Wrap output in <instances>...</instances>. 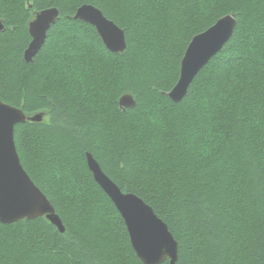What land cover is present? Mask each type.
I'll return each mask as SVG.
<instances>
[{
	"label": "trees",
	"instance_id": "1",
	"mask_svg": "<svg viewBox=\"0 0 264 264\" xmlns=\"http://www.w3.org/2000/svg\"><path fill=\"white\" fill-rule=\"evenodd\" d=\"M84 4L109 18L118 10L109 0H0L5 27L0 84L10 90L5 103L28 117L44 114L41 123L15 128L21 163L43 186L66 228L62 233L46 217L0 222V264H144L86 157L92 154L127 191L121 181L131 179L126 170L132 136L141 155L152 153L181 177L183 195L174 190L166 206H153L164 219L173 206L183 212L178 222L168 223L179 243L178 264H264V0H234L222 7L215 0L202 6L197 0L196 7L193 0H171L162 13L157 10L168 22L147 25V33L138 36L141 43H130L126 34L128 45L120 53L107 49L95 27L74 20ZM53 7L60 17L34 62L27 63L30 23ZM227 15L238 20L233 38L198 74L185 98L173 102L166 93L179 76L160 72L168 61V34L181 36L179 55L173 53L179 72L191 40ZM128 94L136 106L120 107ZM53 148L76 167L80 190L93 194L89 228L96 230L81 227L49 183L43 159ZM204 172L209 175L201 179ZM137 195L151 204L143 191Z\"/></svg>",
	"mask_w": 264,
	"mask_h": 264
},
{
	"label": "snow or ice",
	"instance_id": "2",
	"mask_svg": "<svg viewBox=\"0 0 264 264\" xmlns=\"http://www.w3.org/2000/svg\"><path fill=\"white\" fill-rule=\"evenodd\" d=\"M168 2H171V0H109L110 6L113 9H116L118 6L114 18L105 17L104 14L99 12V17L94 16L87 22L99 30V33L104 37L105 43L106 41L114 42L118 38L117 34L113 32L112 27H110L111 25L115 29L120 30L117 26V21L123 25L124 31L120 30L123 33V39H125V35L127 34L130 43H141V39H138V36L141 33H147V25L156 22H168L163 15H157V10H160L162 13L164 4ZM229 2H234V0H215V6L222 7ZM203 3L204 0H199L201 6ZM193 6H197V0H193ZM221 20L210 31L191 40L190 46L182 58V66L179 72L177 71L176 64L173 63L175 59L173 53L175 52L176 55H179L178 43L181 36L176 34L175 38H173L172 33L168 34L165 40L168 61L160 72L171 79L179 76L175 88L183 78L185 61L188 62L190 69L193 68L199 63L202 53L209 42H216L222 38L223 28L220 26ZM52 22H47V26L38 24V30L46 32ZM183 33L190 36L191 29L184 27ZM190 50L191 55H189ZM261 83L264 84V77H262ZM5 97L10 98V90L3 84H0V106H2L0 107V152L7 151V133L11 129L12 152L15 155L20 170L26 175L28 181L22 185L18 196L29 211L37 213V217H41L45 213H50L47 209L49 207L52 209V207L45 196L43 186L37 187L34 185L21 166L20 153L22 149L14 129V125L17 123L13 122L16 110L14 107L6 105ZM135 144V137H130L128 150L131 151L132 155L128 160L126 171L131 179L121 181V184L127 191L122 192L119 187L115 186L116 191L110 196L115 203L116 209H118L126 221V231L130 234L131 244L133 245L132 236L134 233L136 245L141 250L147 251L154 246L166 245L170 236L168 223L178 222V219L183 215L182 211H178L173 206L168 212L167 219H164L153 211V206L156 208H160L162 205L166 206L167 199L171 198L174 190L179 195H183L184 186L180 183L181 177L176 176L171 166L165 168L163 162L155 159L152 153L141 155L136 150ZM84 147H87V145ZM150 157H153V159H150ZM31 159H34V157L30 156L29 160ZM43 163L46 172L50 174L49 183L54 186L58 200L73 210L74 215L77 217V223L81 227L87 228L90 231L96 230L95 227L89 228V215L94 204V196L92 193H85L80 190V180L76 167L69 164L65 158L56 152L55 148L50 151L46 159H43ZM208 175V172H204L201 179H206ZM141 191L151 200L150 205L146 204L143 198H137V193ZM179 195L175 198L177 201H179ZM4 210L5 206L0 201V211ZM123 239L125 237L121 234V240ZM135 251L137 252L136 248Z\"/></svg>",
	"mask_w": 264,
	"mask_h": 264
},
{
	"label": "water",
	"instance_id": "3",
	"mask_svg": "<svg viewBox=\"0 0 264 264\" xmlns=\"http://www.w3.org/2000/svg\"><path fill=\"white\" fill-rule=\"evenodd\" d=\"M99 12L104 14L102 10H100L96 6L91 5V4H84L77 9L76 14L73 18L74 20H79V21L88 23L87 21L91 20L92 17L94 16L99 17L100 16ZM59 17H60V11L57 8L55 7L48 8L38 13L35 19L30 23L29 32H30L32 40L24 53V58L27 63L34 62L35 57L42 50L47 40L49 30L51 29L53 25L56 24ZM221 19L219 20H221L220 26L223 28L222 38L216 42H209L208 46L202 53L199 63L195 65L193 68L190 69L188 62L185 61L184 74H183V78L181 79L179 85L176 88L174 87L170 92L166 93V95L173 102L179 103L185 98L191 84L193 83L195 78L198 76V74L209 64V62L218 53L222 51L225 45L232 39L235 33V30H236V27L238 25L237 19L232 15H227ZM219 20L217 21V23L219 22ZM50 21H53V22L48 26V29L46 32L38 30V24L47 26V22H50ZM214 26L215 25H213L212 27ZM110 27H112L113 32H115L118 37L114 42L106 41L105 43L104 37L99 33L98 29L96 30L109 51L113 53L124 52L127 48V40H126V35H125V39H123V33L120 32V30L121 31H124V30L120 28L119 26L118 27L120 28V30L115 29L114 26H111V25ZM212 27H210L205 32L198 34L196 36L205 34L206 32L210 31ZM4 29H5L4 24L0 18V31H3ZM189 55H191V50L189 52ZM181 66H182V62H181ZM119 104H120V107L122 108L135 107L136 100L134 99L132 95L128 94V95H124L120 99ZM6 105L12 106L7 103ZM14 108L16 111L14 113L13 122L17 123L16 125H14V129L16 128L17 125L25 124L28 121L35 122V123H41L44 120V114H37L35 116L28 117L22 109L17 108V107H14ZM11 144H12V136H11V129H9L7 133V151L0 152V201H2L5 206V210L0 211V222L3 224H15L23 220H35L38 218L46 217L62 233H64L66 228L63 224V221L56 214V210L54 206L52 205V203L50 202V200L47 198L46 195L45 196L48 199L53 211L49 207L47 211H49L50 213H45V215L41 217H37V213H33L29 211L28 208L21 202L18 196V193L20 192L22 185L24 183H27L28 181H27L26 175H24V173L20 170L19 165L16 162L15 155L12 152ZM86 157H87L88 167L90 171L92 172L95 181L99 184V186L103 189V191L107 194V196L112 201V198L110 195H112V193L116 191L115 186L116 187H119V186L110 177L107 176V174L102 170L100 164L98 163V161L94 158L92 154L87 153ZM21 166L23 167L22 163H21ZM24 171L28 175L29 179L33 182V184L36 185L35 182L32 180V178L30 177V175L27 173V171L25 169ZM137 198H141V197L137 195ZM153 211L155 212L154 209ZM169 235L172 237V239L169 236L168 243L166 245L154 246L148 249L147 251H144V250H141L136 245V238H135V234L133 233V236H132L133 245L132 246L133 248L134 247L136 248L138 253L136 251L135 252L137 256L139 257V259L144 264H164L167 260H169V264H178L179 262V243L176 240L173 233L170 231V229H169Z\"/></svg>",
	"mask_w": 264,
	"mask_h": 264
},
{
	"label": "bare ground",
	"instance_id": "4",
	"mask_svg": "<svg viewBox=\"0 0 264 264\" xmlns=\"http://www.w3.org/2000/svg\"><path fill=\"white\" fill-rule=\"evenodd\" d=\"M80 6H81V5H80ZM237 21H238V20H237ZM236 28H237V27H236ZM233 36H234V35H233ZM232 38H233V37H232ZM103 44H104V43H103ZM127 45H128V44H127ZM225 46H226V45H225ZM223 49H224V48H223ZM223 49H222V50H223ZM217 55H218V54H217ZM211 61H212V60H211ZM209 63H210V62H209Z\"/></svg>",
	"mask_w": 264,
	"mask_h": 264
}]
</instances>
